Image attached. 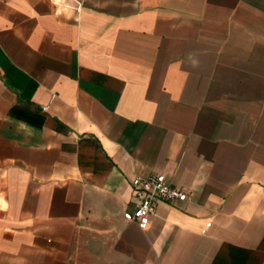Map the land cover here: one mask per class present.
Instances as JSON below:
<instances>
[{"label":"crops","instance_id":"crops-1","mask_svg":"<svg viewBox=\"0 0 264 264\" xmlns=\"http://www.w3.org/2000/svg\"><path fill=\"white\" fill-rule=\"evenodd\" d=\"M0 264H264V0H0Z\"/></svg>","mask_w":264,"mask_h":264},{"label":"built area","instance_id":"built-area-1","mask_svg":"<svg viewBox=\"0 0 264 264\" xmlns=\"http://www.w3.org/2000/svg\"><path fill=\"white\" fill-rule=\"evenodd\" d=\"M135 209L124 214L127 222L136 223L140 229H147L151 218L155 215L159 202H185L187 194L166 182L163 175L148 178L137 177L132 182Z\"/></svg>","mask_w":264,"mask_h":264}]
</instances>
